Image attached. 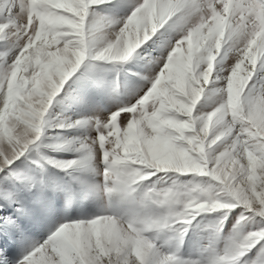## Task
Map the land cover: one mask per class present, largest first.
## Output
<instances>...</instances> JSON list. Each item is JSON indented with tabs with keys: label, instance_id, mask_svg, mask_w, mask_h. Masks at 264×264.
I'll return each mask as SVG.
<instances>
[{
	"label": "snow or ice",
	"instance_id": "obj_1",
	"mask_svg": "<svg viewBox=\"0 0 264 264\" xmlns=\"http://www.w3.org/2000/svg\"><path fill=\"white\" fill-rule=\"evenodd\" d=\"M107 3L0 0V41L16 50L0 74V173L45 135L54 98L86 59L126 61L167 25L177 38L160 41L166 53L152 60L139 98L102 117L57 125H91L95 135L54 146L76 158L48 160L69 175H102L97 193L131 197L143 187L140 205L163 212L63 223L18 264H199L160 253L147 233L186 234L200 213L236 208L244 211L235 237L211 264H264V0H136L123 19L96 18L94 7ZM202 95L212 110L194 115ZM169 172L214 183H143ZM0 220L23 237L11 217Z\"/></svg>",
	"mask_w": 264,
	"mask_h": 264
},
{
	"label": "rangeland",
	"instance_id": "obj_2",
	"mask_svg": "<svg viewBox=\"0 0 264 264\" xmlns=\"http://www.w3.org/2000/svg\"><path fill=\"white\" fill-rule=\"evenodd\" d=\"M135 3L136 0H111V3L94 7V12L96 18L123 19L130 14ZM161 32L165 33L164 37L160 36ZM167 37L177 38L176 33L166 25L126 61L88 58L65 82L49 108L45 135L11 166V170L0 173V217H11L23 229L22 237L0 220V264H18L29 251L66 222L87 221L101 215L128 219L142 212L153 216L162 214L163 209L158 205L146 208L140 205L139 198L146 190L143 187L138 188L131 197L119 192L111 195L97 193L95 186L104 183L102 175L79 169L69 175L65 170L49 164L48 160L76 158L78 153L57 150L54 146L68 139L95 135L91 125L75 129L59 128L57 125L102 117L130 106L139 98L149 84L145 77L153 68L152 60L162 51L166 53L160 41ZM184 47L187 48V42ZM15 51L10 44L0 41V74L6 64L11 63ZM211 110L212 102L202 95L194 115ZM93 166L103 168V164L95 165L94 161ZM74 177H80L85 183H79ZM174 181L181 185L196 183L207 186L214 183L210 177L171 172L157 173L143 183L163 189L172 186ZM18 207L23 208V215L16 211ZM243 211V208H236L217 210L215 213L202 212L192 220L186 234L178 235L163 229L151 230L147 235L162 254H173L189 262L211 264L214 258L224 255L235 237V218ZM255 252L256 249H253L248 256H254Z\"/></svg>",
	"mask_w": 264,
	"mask_h": 264
},
{
	"label": "clouds",
	"instance_id": "obj_3",
	"mask_svg": "<svg viewBox=\"0 0 264 264\" xmlns=\"http://www.w3.org/2000/svg\"><path fill=\"white\" fill-rule=\"evenodd\" d=\"M211 121V116L209 117V122ZM202 175H206V173H201Z\"/></svg>",
	"mask_w": 264,
	"mask_h": 264
}]
</instances>
